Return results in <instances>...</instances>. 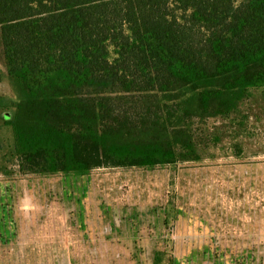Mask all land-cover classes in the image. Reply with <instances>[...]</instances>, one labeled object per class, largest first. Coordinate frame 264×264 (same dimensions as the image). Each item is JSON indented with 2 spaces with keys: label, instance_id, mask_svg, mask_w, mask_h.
<instances>
[{
  "label": "trees",
  "instance_id": "trees-1",
  "mask_svg": "<svg viewBox=\"0 0 264 264\" xmlns=\"http://www.w3.org/2000/svg\"><path fill=\"white\" fill-rule=\"evenodd\" d=\"M5 76L0 174L196 161L264 93V0H0Z\"/></svg>",
  "mask_w": 264,
  "mask_h": 264
},
{
  "label": "rangeland",
  "instance_id": "rangeland-1",
  "mask_svg": "<svg viewBox=\"0 0 264 264\" xmlns=\"http://www.w3.org/2000/svg\"><path fill=\"white\" fill-rule=\"evenodd\" d=\"M0 96L11 107L18 98L6 76ZM13 110L0 106V140L11 138V129L2 124L4 114ZM198 138L201 158L196 161L106 166L75 174H0V192H107L114 205L96 212L114 218V226H108L114 243L108 238V244L82 246L97 250L94 264H157L158 251L164 252L161 264H264V93L258 91L243 105L235 123L209 120ZM11 199L0 197L1 216L12 211ZM75 208L80 224L86 225L89 211L77 201ZM1 237L10 241L0 232ZM10 248L0 244V259Z\"/></svg>",
  "mask_w": 264,
  "mask_h": 264
},
{
  "label": "crops",
  "instance_id": "crops-1",
  "mask_svg": "<svg viewBox=\"0 0 264 264\" xmlns=\"http://www.w3.org/2000/svg\"><path fill=\"white\" fill-rule=\"evenodd\" d=\"M1 193L0 197L12 198V211L0 215V232L10 237V241L1 237L0 244L11 247L0 264H94L92 256L97 250H83L82 246L108 244V238L114 243L113 233L108 232V226H114L110 223L114 218L108 220L96 212L100 206L115 203L107 199L109 194L105 191L32 189ZM76 201L90 213L86 225L76 217ZM106 258L111 260L112 254Z\"/></svg>",
  "mask_w": 264,
  "mask_h": 264
}]
</instances>
